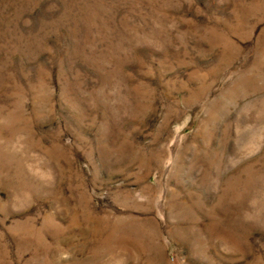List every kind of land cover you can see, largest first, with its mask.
I'll return each mask as SVG.
<instances>
[{
    "label": "rangeland",
    "instance_id": "374dc122",
    "mask_svg": "<svg viewBox=\"0 0 264 264\" xmlns=\"http://www.w3.org/2000/svg\"><path fill=\"white\" fill-rule=\"evenodd\" d=\"M0 264H264V0H0Z\"/></svg>",
    "mask_w": 264,
    "mask_h": 264
}]
</instances>
